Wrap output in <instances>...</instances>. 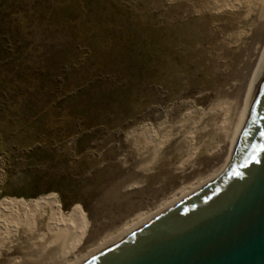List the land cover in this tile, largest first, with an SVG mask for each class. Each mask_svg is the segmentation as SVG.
<instances>
[{
	"label": "rangeland",
	"instance_id": "obj_1",
	"mask_svg": "<svg viewBox=\"0 0 264 264\" xmlns=\"http://www.w3.org/2000/svg\"><path fill=\"white\" fill-rule=\"evenodd\" d=\"M216 1L0 0V201L62 218L7 214L0 264H71L224 164L264 19Z\"/></svg>",
	"mask_w": 264,
	"mask_h": 264
},
{
	"label": "water",
	"instance_id": "obj_2",
	"mask_svg": "<svg viewBox=\"0 0 264 264\" xmlns=\"http://www.w3.org/2000/svg\"><path fill=\"white\" fill-rule=\"evenodd\" d=\"M84 264H264V72L226 169Z\"/></svg>",
	"mask_w": 264,
	"mask_h": 264
},
{
	"label": "bare ground",
	"instance_id": "obj_3",
	"mask_svg": "<svg viewBox=\"0 0 264 264\" xmlns=\"http://www.w3.org/2000/svg\"><path fill=\"white\" fill-rule=\"evenodd\" d=\"M218 3H222L227 8H230V9H236L239 6H241V3H244L246 5L247 9H248V12H247L248 15H250L252 13H255L257 15V19L258 20H260V19L263 20L264 19V0H220V2L216 1V4H218ZM221 7L222 6H220V8ZM245 19H248V18H245ZM232 36H234V35L230 34V37H232ZM262 44L263 45H261L259 47L260 50H259V56H257V57H259L258 60H257V63L254 66L253 70L250 73H248L249 74V80H247V83L244 86L245 94H244L242 103L239 104V105L237 104V99H238L237 97H234V100H231V101L229 99H224L225 103L226 102L228 103L227 106L229 107V110H226L225 108H221L223 112L225 110H226V112H224V117L222 115L224 120L222 119L223 122L222 123L220 122L221 123L220 128L222 130H224L225 128H229V132L228 133L231 134V138H230L231 142H230V147H229V154H228V156L226 158V161H225L226 163L224 162V164L218 170L213 171V173L209 177H207L206 179L200 180V181H198L195 184H190V185H186V186L184 185V187L179 189V192L177 194L174 193L172 198H170L166 203H163L156 212L154 211L153 213H150V212L149 213H143V214L141 213L135 219H133L132 221L126 223L124 225L123 229L121 231H119L116 235L108 237L107 239L101 241L97 246H95L94 248L88 250L86 253L80 255L78 258H76L74 260V262L71 263V264H84L85 262L89 261L90 259H92L96 255L100 254L101 252H103L107 248H109L112 245L116 244L117 242L121 241L122 239H124L125 237H127L128 235H130L131 233H133L134 231H136L137 229H139L140 227H142L143 225H145L149 221H151L152 219L156 218L157 216H159L160 214H162L163 212H165L166 210H168L169 208H171L172 206H174L175 204H177L178 202H180L181 200H183L184 198H186L190 194L194 193L195 191H197L198 189H200L201 187H203L204 185H206L207 183H209L210 181L215 179L217 176H219L226 169L227 165L229 164V162H230V160L232 158V154H233L234 148L236 146V143H237V141H238V139H239V137L241 135V132H242L244 126H245V123H246V120H247V117H248V114H249V110H250V107H251V103H252L255 91L257 89V86L259 84L261 76H262V74L264 72V43H262ZM220 103L221 102H219L218 104H220ZM225 103H223V104H225ZM232 112H234V113H232ZM217 118H218V116H217ZM217 118H216V121H218ZM163 140L160 141L161 145H162V143H164ZM201 146H202V144L200 145V147ZM200 147H197L196 149H199ZM38 204L49 205L51 207V209H52V212H53V215L55 216V218L58 219V220H62V218L57 216L58 215L57 214V211H58V209H57L58 199L55 196H52V197L45 196V197H42V198H39V199H36V200H33V201H25V202H13V201L1 200L0 201V226H3V225L6 224L7 220L5 219V216L7 214H12L13 215V213L16 214L18 211L26 212V211L31 210V208L33 206H37ZM71 215H76L78 217L79 221H80L79 222L80 226H78L79 229H77L78 232L76 234V240H75L76 243H75V246H74V247H77L79 242H80L82 233H83V226L84 225H83V222H82V218H81L79 209H77V208L72 209V211L70 213H68V216H71ZM21 218H23V217H21ZM52 219L53 218H51V220ZM60 226H61L60 228H62V225H60ZM10 227H11V225H10ZM6 228H7V226H6Z\"/></svg>",
	"mask_w": 264,
	"mask_h": 264
}]
</instances>
